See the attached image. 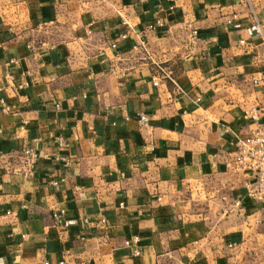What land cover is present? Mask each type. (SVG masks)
I'll list each match as a JSON object with an SVG mask.
<instances>
[{
    "label": "crops",
    "instance_id": "obj_1",
    "mask_svg": "<svg viewBox=\"0 0 264 264\" xmlns=\"http://www.w3.org/2000/svg\"><path fill=\"white\" fill-rule=\"evenodd\" d=\"M263 74L264 0H0V264H264Z\"/></svg>",
    "mask_w": 264,
    "mask_h": 264
},
{
    "label": "built area",
    "instance_id": "obj_2",
    "mask_svg": "<svg viewBox=\"0 0 264 264\" xmlns=\"http://www.w3.org/2000/svg\"><path fill=\"white\" fill-rule=\"evenodd\" d=\"M53 23V21H46L42 23L43 27H46L48 24ZM247 33L249 36H252L255 33H261V27L258 23L247 28ZM191 39L196 40L198 32L193 29L191 32ZM246 40L241 39L240 44H245ZM141 46L145 47L147 41L142 40ZM28 47H31V44L28 43ZM264 81V74L261 77H253L252 83L254 86H259ZM156 85L158 84L155 83ZM29 86L28 82H25L19 85V89ZM1 104L3 105L2 111L4 113L10 110V107L5 104L4 98L0 99ZM264 112V106L262 104L255 105L249 111H246L247 115L250 118L258 123L259 127L252 130L251 133L247 136H241L240 133H235L233 140V150L229 153L230 155L224 161V165L227 170L234 172H243L248 175L246 180V190L247 195L250 199L260 202L264 207V128L259 122L260 113ZM139 123L145 125L148 123V116L146 114H141L139 117ZM24 164L28 167V170L33 167L36 159V153L32 149H26L23 153ZM1 158V156H0ZM54 184H57V181H53ZM1 186V183H0ZM66 211L60 210L59 212L54 213V219L58 221L65 227L69 226V221L65 218ZM139 236H135L132 240H126L125 245L133 246L134 255L138 256L141 254L139 248Z\"/></svg>",
    "mask_w": 264,
    "mask_h": 264
}]
</instances>
